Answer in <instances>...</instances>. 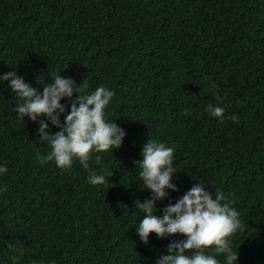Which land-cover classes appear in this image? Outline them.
<instances>
[{
  "label": "trees",
  "instance_id": "trees-1",
  "mask_svg": "<svg viewBox=\"0 0 264 264\" xmlns=\"http://www.w3.org/2000/svg\"><path fill=\"white\" fill-rule=\"evenodd\" d=\"M13 69L38 91L49 70L89 92L114 89L107 119L126 135L113 154L93 156L90 168L112 175L90 185L78 161L62 171L38 160L51 150L37 142L38 121L18 118L17 97L0 81L9 169L0 176V261L11 242L23 252L18 264H156L184 237L150 233L144 243L136 232L133 201L151 190L135 181L134 161L152 138L174 147L178 167L177 190L154 214L204 182L236 200L246 227L232 238L237 264H264V0H0V74ZM61 102L67 113L70 100ZM208 104L239 120L211 117Z\"/></svg>",
  "mask_w": 264,
  "mask_h": 264
},
{
  "label": "clouds",
  "instance_id": "clouds-1",
  "mask_svg": "<svg viewBox=\"0 0 264 264\" xmlns=\"http://www.w3.org/2000/svg\"><path fill=\"white\" fill-rule=\"evenodd\" d=\"M60 72L49 70L51 82L45 84L42 91L26 82L15 69L0 74V81H8L10 91L17 97L14 111L18 118L24 120L26 115L32 121H38L37 142L51 149L46 155H38L40 162L52 161L62 171H71L74 160L78 161L88 170V184L104 185L112 175V169L97 172L90 168L89 162L94 155L98 161V153L111 151L113 154V149L123 143L124 129L115 119H107V109L116 93L105 85L89 92L86 84L61 76ZM66 98L70 100L67 113L66 104L61 102ZM205 111L220 121L226 118L239 120L235 113L225 117V108L218 104H208ZM49 122L59 130L53 133ZM174 151L173 146L148 138L141 146L142 159L134 161L139 170L135 181L141 182L142 190H151L150 197L133 201L142 217L135 224L140 240L147 243L150 233H155L158 238L183 235V239L167 245V254L159 256L156 264H237L239 253L233 249L232 238L246 227L233 206L236 200L229 199L224 192H209L204 182L194 183L175 203L164 206L162 215L154 214L158 210L156 201L168 197L167 190H177V185L172 182L178 172V167L174 166L177 164ZM8 171L7 163L0 162V176ZM6 190L7 185H0V194ZM7 247L10 250L8 261L18 264L23 256L20 247L11 242ZM219 256H223V261L218 259ZM8 261H0V264H8ZM46 264H56V261L50 260Z\"/></svg>",
  "mask_w": 264,
  "mask_h": 264
}]
</instances>
